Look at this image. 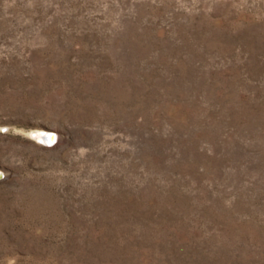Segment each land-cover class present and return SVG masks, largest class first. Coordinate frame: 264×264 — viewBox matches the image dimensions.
Masks as SVG:
<instances>
[{
    "label": "rangeland",
    "instance_id": "374dc122",
    "mask_svg": "<svg viewBox=\"0 0 264 264\" xmlns=\"http://www.w3.org/2000/svg\"><path fill=\"white\" fill-rule=\"evenodd\" d=\"M0 175V264H264V0H0Z\"/></svg>",
    "mask_w": 264,
    "mask_h": 264
},
{
    "label": "water",
    "instance_id": "95a60500",
    "mask_svg": "<svg viewBox=\"0 0 264 264\" xmlns=\"http://www.w3.org/2000/svg\"><path fill=\"white\" fill-rule=\"evenodd\" d=\"M41 136L43 137V140L50 145L54 144L57 139L56 134L54 132H49ZM0 177H2V175H0Z\"/></svg>",
    "mask_w": 264,
    "mask_h": 264
},
{
    "label": "bare ground",
    "instance_id": "6f19581e",
    "mask_svg": "<svg viewBox=\"0 0 264 264\" xmlns=\"http://www.w3.org/2000/svg\"><path fill=\"white\" fill-rule=\"evenodd\" d=\"M37 137L40 138L41 140H43V137L41 136V134H38Z\"/></svg>",
    "mask_w": 264,
    "mask_h": 264
}]
</instances>
